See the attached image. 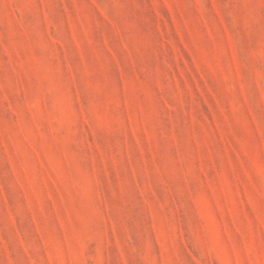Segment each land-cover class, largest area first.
<instances>
[{
    "label": "rangeland",
    "instance_id": "rangeland-1",
    "mask_svg": "<svg viewBox=\"0 0 264 264\" xmlns=\"http://www.w3.org/2000/svg\"><path fill=\"white\" fill-rule=\"evenodd\" d=\"M0 264H264V0H0Z\"/></svg>",
    "mask_w": 264,
    "mask_h": 264
}]
</instances>
